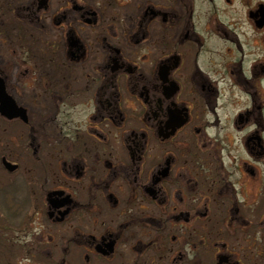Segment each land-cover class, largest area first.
Instances as JSON below:
<instances>
[{
  "label": "flooded vegetation",
  "instance_id": "obj_1",
  "mask_svg": "<svg viewBox=\"0 0 264 264\" xmlns=\"http://www.w3.org/2000/svg\"><path fill=\"white\" fill-rule=\"evenodd\" d=\"M6 15L0 264H264V0Z\"/></svg>",
  "mask_w": 264,
  "mask_h": 264
},
{
  "label": "water",
  "instance_id": "obj_2",
  "mask_svg": "<svg viewBox=\"0 0 264 264\" xmlns=\"http://www.w3.org/2000/svg\"><path fill=\"white\" fill-rule=\"evenodd\" d=\"M0 113L11 118L21 114V109L16 106L13 99L4 90V84L0 78Z\"/></svg>",
  "mask_w": 264,
  "mask_h": 264
},
{
  "label": "rangeland",
  "instance_id": "obj_3",
  "mask_svg": "<svg viewBox=\"0 0 264 264\" xmlns=\"http://www.w3.org/2000/svg\"><path fill=\"white\" fill-rule=\"evenodd\" d=\"M0 32H3V31H6V30H13L14 28V22L12 20L11 17L7 16L6 17H3V18H0ZM3 39H4V35H0V50L2 49V45H3ZM2 51V50H1Z\"/></svg>",
  "mask_w": 264,
  "mask_h": 264
}]
</instances>
